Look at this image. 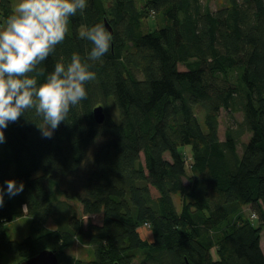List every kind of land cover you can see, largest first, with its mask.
<instances>
[{"label": "trees", "instance_id": "trees-1", "mask_svg": "<svg viewBox=\"0 0 264 264\" xmlns=\"http://www.w3.org/2000/svg\"><path fill=\"white\" fill-rule=\"evenodd\" d=\"M13 10L0 0V24ZM152 14L165 23L144 32ZM105 21L114 30L109 51L89 60L92 44L79 33ZM74 52L95 78L54 135H41L34 110L5 129L0 184L15 179L24 189L0 207V264L4 254L20 263L44 250L58 264H264V0L217 9L210 0H88L33 74L43 82ZM222 110L243 115L224 139ZM22 218L29 234L10 238L7 226ZM76 241L91 260L69 253Z\"/></svg>", "mask_w": 264, "mask_h": 264}, {"label": "clouds", "instance_id": "clouds-1", "mask_svg": "<svg viewBox=\"0 0 264 264\" xmlns=\"http://www.w3.org/2000/svg\"><path fill=\"white\" fill-rule=\"evenodd\" d=\"M88 0H17L13 12L0 27V144L6 141L10 122L34 110L42 117L35 123L45 138H51L73 106L87 97L86 82L95 78L91 65L74 52L58 60L43 82L34 72L66 37L69 20L83 12ZM79 35L90 41L89 60H100L109 51L111 33L102 22ZM33 122V121H32ZM24 183L9 179L0 184V207L5 195L16 196Z\"/></svg>", "mask_w": 264, "mask_h": 264}, {"label": "rangeland", "instance_id": "rangeland-1", "mask_svg": "<svg viewBox=\"0 0 264 264\" xmlns=\"http://www.w3.org/2000/svg\"><path fill=\"white\" fill-rule=\"evenodd\" d=\"M17 2V0H12V4L13 6L15 5V3ZM210 4L212 9H217L220 8L222 6H224L226 4V0H210ZM164 19L161 16H157L155 14H152L150 16V18L146 19L145 21L142 22V27H143V31L144 32H149V31H154L156 28H160L163 25ZM3 24H0V27H2ZM181 70H184V66L180 65L179 67ZM111 113L114 115V107L111 106ZM116 114V111H115ZM202 116V115H201ZM243 120V115L242 113H236L234 115H231L228 111L226 110H222L221 111V117H220V128H219V136L221 139L225 138V131L227 129L228 126H234V123H239L240 121ZM251 134H246L245 136L242 137V143L248 142L249 138H250ZM187 151H185V157L187 160V166H188V170H190V166H191V162H192V153H191V149L190 147H186ZM239 153L242 154V148L241 146H239ZM166 158L169 159V155L166 154ZM185 183H187V180H185ZM152 193L154 196L158 195V192L152 188ZM176 205L178 210H180L181 207V200L180 197H176ZM77 208H79V211H81V205L80 204H76ZM244 213L246 214V216L248 218H250L251 221H253L254 226H258V215L257 213H255V210L253 209L252 206L248 205L244 207ZM101 215H93L91 221L93 223L96 224H101ZM89 217L85 216L84 217V221L87 223L88 222ZM49 227H54V224L49 223ZM30 232V219L29 218H22L19 219L15 222L10 223L7 226V233L10 236V238L12 239H16V240H22L24 237H26ZM145 232H143L142 234L144 235ZM146 235H144L145 238L148 239H153V237L151 236V233H145ZM262 248L264 250V230L262 233ZM71 254H73L75 257H77L78 259L81 260H91L93 257L92 251L90 247L81 245L80 241H76L75 244L73 245V247H71L70 252ZM21 260V258L18 255L15 254H4L3 256V261L2 264H19V261ZM133 264H142V261H140L139 259H136Z\"/></svg>", "mask_w": 264, "mask_h": 264}, {"label": "water", "instance_id": "water-1", "mask_svg": "<svg viewBox=\"0 0 264 264\" xmlns=\"http://www.w3.org/2000/svg\"><path fill=\"white\" fill-rule=\"evenodd\" d=\"M105 26L111 34L114 33L112 26L108 21H105ZM94 118L97 123L102 124L106 119L105 109L102 105L94 109ZM19 264H58V256L54 251L44 250L34 257L20 262ZM118 264V263H116ZM189 264V263H187Z\"/></svg>", "mask_w": 264, "mask_h": 264}, {"label": "bare ground", "instance_id": "bare-ground-1", "mask_svg": "<svg viewBox=\"0 0 264 264\" xmlns=\"http://www.w3.org/2000/svg\"><path fill=\"white\" fill-rule=\"evenodd\" d=\"M111 25V24H110ZM241 78V77H240Z\"/></svg>", "mask_w": 264, "mask_h": 264}]
</instances>
